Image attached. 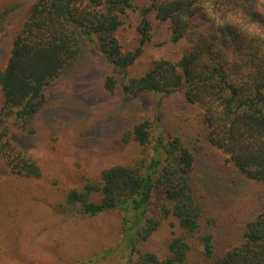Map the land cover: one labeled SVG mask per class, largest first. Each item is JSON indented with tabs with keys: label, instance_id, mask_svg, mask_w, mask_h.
Listing matches in <instances>:
<instances>
[{
	"label": "trees",
	"instance_id": "16d2710c",
	"mask_svg": "<svg viewBox=\"0 0 264 264\" xmlns=\"http://www.w3.org/2000/svg\"><path fill=\"white\" fill-rule=\"evenodd\" d=\"M132 1L35 0L13 39L7 64L0 66V158L19 176H42L38 163L13 142L11 129L25 128L36 118L46 88L73 67L88 41L111 66L105 89L115 92L121 87L127 99L141 93L170 96L182 91L187 103L203 109L209 143L229 157L238 173L264 183V43L229 25L219 26L220 35L212 33L210 38L202 26L225 18L237 7L261 21L264 16L251 12L246 0H150L139 26V48L124 51L116 33ZM209 1L217 13L206 8ZM151 12L170 22L172 41L186 38L196 43L178 62L159 61L142 76L131 77L129 69L150 40ZM197 25L202 27L193 31ZM153 131V123L145 120L130 134L150 153L148 160L104 169L100 182L89 181L82 190L69 191L67 203L80 205L81 214L87 216L121 212L129 264H191L188 240L196 235L213 264H264V213L246 224L238 246L215 258V236L200 232L202 207L191 180L195 155L180 138L155 136ZM95 194L101 195V201L92 200ZM154 200L160 216L174 217L180 230L173 233L163 258L141 254L138 246L161 225L160 216L151 215Z\"/></svg>",
	"mask_w": 264,
	"mask_h": 264
},
{
	"label": "rangeland",
	"instance_id": "374dc122",
	"mask_svg": "<svg viewBox=\"0 0 264 264\" xmlns=\"http://www.w3.org/2000/svg\"><path fill=\"white\" fill-rule=\"evenodd\" d=\"M246 1L256 12L258 0ZM34 2L0 0L1 67L7 64L13 39ZM132 4L116 33L124 51L139 48L143 11L151 7L150 0ZM205 5L219 11L210 1ZM148 19L150 40L129 69L131 77L142 76L159 61L178 62L196 43L186 38L172 41L170 22L155 12ZM202 26L208 37L220 35L216 21ZM111 73L107 60L87 41L73 67L46 88L36 118L25 128L11 129L13 142L38 163L42 176H19L0 158V264H129L122 243V213L83 215L80 205L67 203V194L82 190L89 181L100 182L104 169L148 160L150 153L130 135L145 120L153 123L155 136L178 137L195 155L191 180L202 207L200 232L215 236V258L238 246L246 224L264 213V183L238 173L228 163L229 157L209 143L210 130L199 105L187 103L182 91L170 96L141 93L127 99L121 87L115 92L105 89ZM2 101L0 89V107ZM92 200L101 201V195L95 194ZM151 215H161L157 200ZM159 218L158 230L139 242L141 254L165 257L173 233L179 234L174 217ZM188 242L191 264H213L198 235Z\"/></svg>",
	"mask_w": 264,
	"mask_h": 264
},
{
	"label": "clouds",
	"instance_id": "9594fccd",
	"mask_svg": "<svg viewBox=\"0 0 264 264\" xmlns=\"http://www.w3.org/2000/svg\"><path fill=\"white\" fill-rule=\"evenodd\" d=\"M256 12L264 16V0H258ZM220 26L229 25L243 32L253 41L264 43V21L256 19L240 8H233L225 18L217 17Z\"/></svg>",
	"mask_w": 264,
	"mask_h": 264
}]
</instances>
